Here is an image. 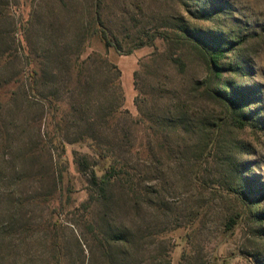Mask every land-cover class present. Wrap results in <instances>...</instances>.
<instances>
[{
	"label": "rangeland",
	"instance_id": "374dc122",
	"mask_svg": "<svg viewBox=\"0 0 264 264\" xmlns=\"http://www.w3.org/2000/svg\"><path fill=\"white\" fill-rule=\"evenodd\" d=\"M183 27L238 38L260 127ZM262 118L264 0H0V264H264Z\"/></svg>",
	"mask_w": 264,
	"mask_h": 264
},
{
	"label": "trees",
	"instance_id": "16d2710c",
	"mask_svg": "<svg viewBox=\"0 0 264 264\" xmlns=\"http://www.w3.org/2000/svg\"><path fill=\"white\" fill-rule=\"evenodd\" d=\"M183 28L185 31H188L189 33L191 32L196 38V41L194 42L197 43L200 56L205 60L210 69L213 70L212 73L214 74V81L216 85L215 90L219 94L218 97L232 110L233 121L242 127L248 126L249 122L254 127H260L254 122V120H252L256 116H259L258 112L260 114V108L250 110L248 108V105L251 102L250 97L246 95L245 92H242V88L234 81L229 78H223L228 70L238 73V71L242 69L240 65L241 63L239 62L235 63L234 66L229 64V68L225 64V60L228 59L227 54L240 44L238 38L227 37L224 33L219 34L208 31V33L205 34L202 30L196 29L192 31L188 30V28ZM95 31L99 34L106 47L109 48L115 46L113 38L110 36L105 27L100 26ZM86 63L87 61H76L75 66L82 68L85 67ZM238 76L240 75L238 74ZM220 81L223 83H219ZM226 87H229L230 91H225V89H227ZM245 109H249V112H245ZM262 120H264V118H262ZM80 159L79 163L82 167H92V184L95 190L104 194L113 182L114 178L118 175L120 169L117 167V162H119V160L117 161L114 156L111 157L102 148L97 149V156L95 160L91 161L87 157ZM241 191L242 192H239L240 194H246L245 191ZM254 198L258 199L256 197ZM262 214H264V212H262Z\"/></svg>",
	"mask_w": 264,
	"mask_h": 264
}]
</instances>
